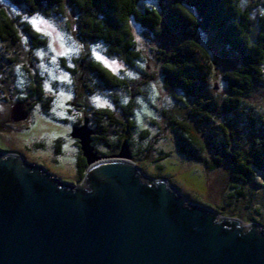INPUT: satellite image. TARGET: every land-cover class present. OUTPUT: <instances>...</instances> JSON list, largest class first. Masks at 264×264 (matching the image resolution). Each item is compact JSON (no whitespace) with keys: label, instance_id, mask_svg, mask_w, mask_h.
Segmentation results:
<instances>
[{"label":"rangeland","instance_id":"obj_1","mask_svg":"<svg viewBox=\"0 0 264 264\" xmlns=\"http://www.w3.org/2000/svg\"><path fill=\"white\" fill-rule=\"evenodd\" d=\"M251 8L253 34L258 30L257 20L264 16V0H237ZM153 4L140 1L142 5ZM0 10L15 20L19 41L12 45L0 42V149L7 154H18L28 162L38 164L61 182L79 184L76 172L77 147L72 137L73 121L90 129L94 125L105 129L104 140L94 131L95 147L99 156L114 157L126 139L131 150V161L152 178L164 179L178 188L189 202H197L214 209L220 216L240 219L244 224L257 223L264 230V171H255L244 187V196L233 186L231 169L226 163L212 170L207 162H199L179 153L173 120L185 121L199 134L205 149V160L213 159L214 149L208 140L218 143L223 135L214 127L226 119L216 118L210 124H200L191 110L198 100H222L228 91L223 81L229 69L221 57L222 48L208 46L211 34L197 33V40L208 50L214 63V72L202 96L192 97L177 89L165 87L161 72V51L172 41L165 34H152L133 19L130 21L134 50L138 57L129 62L124 56L113 54L100 41L81 40L77 34V12L67 0L61 10L28 15L24 6L11 0H0ZM29 25L42 39L34 46L25 31ZM33 42L36 44V40ZM229 62L238 64L235 55ZM95 61L116 76L120 85L107 87L89 67ZM40 87L38 100L31 89ZM51 98L48 112L43 104ZM17 101H23L29 117L22 123L8 122L9 111ZM244 104L255 116L264 120V86L253 87ZM33 105V106H32ZM132 110L130 120L134 128L127 130L126 111ZM109 109L114 121L102 115ZM14 122V121H12ZM10 124V125H9ZM241 128L235 141L240 149L250 146L249 128ZM258 125V124H257ZM7 126V128L5 127ZM104 141V144H103ZM105 141L107 143H105ZM59 142V153H55ZM234 143V142H233ZM108 144V145H105ZM237 145V144H236ZM233 144V147L239 148ZM80 146V145H79Z\"/></svg>","mask_w":264,"mask_h":264},{"label":"water","instance_id":"obj_2","mask_svg":"<svg viewBox=\"0 0 264 264\" xmlns=\"http://www.w3.org/2000/svg\"><path fill=\"white\" fill-rule=\"evenodd\" d=\"M28 117L24 103L10 120ZM87 122L72 127L87 168L61 182L18 154L0 152V264H264V230L189 202L146 176L123 141L94 150Z\"/></svg>","mask_w":264,"mask_h":264},{"label":"trees","instance_id":"obj_3","mask_svg":"<svg viewBox=\"0 0 264 264\" xmlns=\"http://www.w3.org/2000/svg\"><path fill=\"white\" fill-rule=\"evenodd\" d=\"M11 1L24 6L28 15H33L46 13L50 9L61 10L66 0ZM67 1L77 12L76 29L81 40L100 41L111 53L124 56L129 62L138 57L134 50L130 23L132 19L152 34L170 36L172 41L166 51H161L160 58L165 87L180 90L185 95L198 99L208 86L215 67L208 50L197 40V33L205 31L211 34L208 46L213 48L216 44L221 47V57L229 67L223 75L228 94L219 101L211 97L199 99L191 114L200 124H210L216 118L226 119L229 129L226 130L224 123L214 126L223 137L218 143L208 140V144L214 149L210 162L203 157L205 143L198 131L185 121L173 120L174 127L179 130L176 133L177 146L180 154L199 162L205 161L212 170L226 163L234 179L232 188L236 189L238 195L244 196L243 186L251 181L255 171H264V120L255 116L253 109L244 104V99L254 86H264V16L257 20L258 30L253 34L251 8L241 7L237 0ZM140 1H150L153 4H143L140 9ZM25 31L34 46L44 43L29 25L25 26ZM18 41L15 20L0 10V42L14 45ZM230 54L237 58V65L229 62ZM89 67L107 87L120 85L119 79L99 63L90 61ZM50 104L51 98H48L43 104V112L49 111ZM101 112L110 121H114L109 109H102ZM126 115V127L129 131L134 128V122L129 118L132 115L130 107ZM237 121L246 125L250 131L251 142L246 150L240 149L235 141L241 131V128L234 125ZM77 126L80 125L73 127ZM92 130L100 133V140L105 139V129L99 128L98 124ZM94 139L92 136L93 146L96 143ZM233 144H237L239 148L233 147ZM56 147L55 153H59V142ZM86 168L85 157L76 158L78 179L83 178Z\"/></svg>","mask_w":264,"mask_h":264},{"label":"flooded vegetation","instance_id":"obj_4","mask_svg":"<svg viewBox=\"0 0 264 264\" xmlns=\"http://www.w3.org/2000/svg\"><path fill=\"white\" fill-rule=\"evenodd\" d=\"M31 91H32V93H34V95L36 96V98L39 100V98L41 97V91H40V87H36V88H33V89H31ZM17 102H21V103H24L23 101H17ZM33 106V105H32ZM31 108V107H30ZM30 108H29V110H28V112H29V114H30ZM9 114H10V111H9ZM28 117H29V115H28ZM27 117V118H28ZM8 122L9 123H14V124H18V123H22V122H24V120L22 121V122H12L11 120H10V116H9V119H8ZM73 123V125L72 126H74V125H80L79 124V121H73L72 122ZM10 125V124H9ZM6 128H7V126H5ZM94 127V129H95V125L93 126ZM75 141H77V142H75V145H76V147H77V158L78 157H83L82 156V154H81V150H80V148H79V142H78V140L77 139H75ZM96 145L94 144V150H96V147H95ZM97 151V150H96ZM0 152H2V153H4V154H7L6 152H4L3 150H1L0 149ZM99 153V152H98ZM97 153V154H98ZM132 155V154H131ZM19 156H21V155H19ZM22 157V156H21ZM24 158V157H23ZM25 159V158H24ZM25 161H27L26 159H25ZM28 162V161H27ZM31 163V162H30Z\"/></svg>","mask_w":264,"mask_h":264}]
</instances>
